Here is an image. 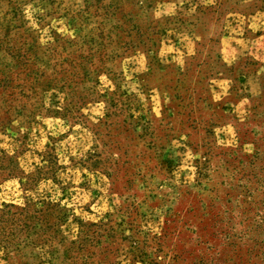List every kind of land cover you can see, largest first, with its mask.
I'll return each instance as SVG.
<instances>
[{
    "label": "rangeland",
    "instance_id": "1",
    "mask_svg": "<svg viewBox=\"0 0 264 264\" xmlns=\"http://www.w3.org/2000/svg\"><path fill=\"white\" fill-rule=\"evenodd\" d=\"M0 264H264V0H0Z\"/></svg>",
    "mask_w": 264,
    "mask_h": 264
}]
</instances>
